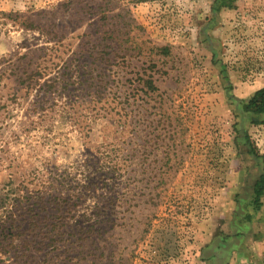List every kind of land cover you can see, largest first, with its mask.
I'll use <instances>...</instances> for the list:
<instances>
[{"label": "rangeland", "instance_id": "1", "mask_svg": "<svg viewBox=\"0 0 264 264\" xmlns=\"http://www.w3.org/2000/svg\"><path fill=\"white\" fill-rule=\"evenodd\" d=\"M216 4L0 0V218L26 232L0 264H209L264 236L230 98L264 87V0Z\"/></svg>", "mask_w": 264, "mask_h": 264}, {"label": "trees", "instance_id": "2", "mask_svg": "<svg viewBox=\"0 0 264 264\" xmlns=\"http://www.w3.org/2000/svg\"><path fill=\"white\" fill-rule=\"evenodd\" d=\"M233 1L234 0H217L218 5L216 4L217 7L215 8V10L218 11L222 7L232 8ZM214 63L217 64V61H214ZM220 66H222L223 69V76L228 79L226 75L225 65L223 64ZM31 77L32 75H29L26 79V81L29 80L30 84H32V82L34 81V79H31ZM147 84V86L151 88V90H156V87L153 85V81H149ZM230 98L234 103V113L236 119L234 126L235 130L237 131V134H239L238 142H241L245 146L247 154L250 155L256 161L259 169L258 178L256 179L254 184V197L252 203L254 204L255 210L260 212L262 210V204L264 199V156L260 155L254 147L252 139L249 135L248 127L251 125H264V87L257 90L249 99H240L235 97L234 95H231ZM38 208L40 211L42 210L40 209V205H38ZM16 221L17 219L15 221H12V223H8L7 220L3 219V217L0 218V236H9L12 240V246L15 244L13 240L18 239L20 235L26 233L22 231V222L19 225H16ZM31 227H33L32 229L34 231L36 229H40L41 231L44 230V228L39 227V221L33 224V226ZM45 235H47V231L45 232ZM239 237L241 236L239 235L238 237H235L234 235H223L222 237V235H219L217 237V240L212 244L214 249L217 248L220 251L218 254L215 253L209 258V264H225V262L228 261V254L231 251V247L235 244L234 241Z\"/></svg>", "mask_w": 264, "mask_h": 264}, {"label": "crops", "instance_id": "3", "mask_svg": "<svg viewBox=\"0 0 264 264\" xmlns=\"http://www.w3.org/2000/svg\"><path fill=\"white\" fill-rule=\"evenodd\" d=\"M239 238L242 239V237ZM234 242L235 244L231 247L228 261L225 264H264V236L255 239L254 245L248 251L246 250L247 246L242 241H238L240 243Z\"/></svg>", "mask_w": 264, "mask_h": 264}]
</instances>
